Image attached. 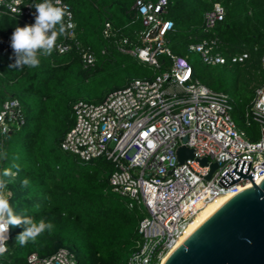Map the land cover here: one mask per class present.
Listing matches in <instances>:
<instances>
[{
    "label": "trees",
    "instance_id": "trees-1",
    "mask_svg": "<svg viewBox=\"0 0 264 264\" xmlns=\"http://www.w3.org/2000/svg\"><path fill=\"white\" fill-rule=\"evenodd\" d=\"M25 1L32 4L29 15L0 14V104L17 98L26 119L20 130L8 134L0 151V175L5 168L11 170L4 179L17 215L43 219L54 228L21 246L16 237L24 226H10L8 251L0 263L28 264L33 253L47 258L66 249L74 253L77 264H128L140 239L143 213L130 209L127 200L112 191L111 161L80 162L61 149V142L75 124L77 101L102 103L133 79L150 76V68L116 49L118 40L141 26L133 23L136 0H62L71 6L76 39L95 52V66L86 68L76 47L58 51L63 33L52 54L40 57L39 67L10 68L15 62L12 33L16 27L34 24L35 5L44 2ZM216 2L224 5L226 16L208 34L202 25ZM166 17L174 22L167 35L172 53L191 62L196 79L229 94L238 128L250 140H258L260 126L247 111L256 89L264 84V0H168ZM209 36L219 37L226 63L207 64L190 49ZM245 50L250 58L233 63L232 56ZM25 179L28 185L22 186Z\"/></svg>",
    "mask_w": 264,
    "mask_h": 264
},
{
    "label": "built area",
    "instance_id": "built-area-1",
    "mask_svg": "<svg viewBox=\"0 0 264 264\" xmlns=\"http://www.w3.org/2000/svg\"><path fill=\"white\" fill-rule=\"evenodd\" d=\"M59 6H67L70 16L64 17V40L58 51L76 47L84 66H95V52L76 39L71 6L62 0ZM167 7L168 0H136L133 23L139 21L141 26L116 42L117 51L150 68V76L133 79L102 103L77 101L75 124L61 142V149L80 162L111 161L115 166L109 177L112 191L126 199L130 209L143 213L140 239L128 264H162L203 205L264 179V84L256 89L247 111L260 126V138L252 141L236 124L229 94L196 79L191 62L172 53L167 35L174 22L166 17ZM31 10L32 4L25 0H0V14L22 17ZM225 16L224 5L214 3L205 14L204 32H213ZM221 44L219 37L209 36L190 49L200 53L207 64H224L227 57ZM162 56L167 60L161 61ZM249 58L245 50L234 54L232 61L245 63ZM261 65L264 68V55ZM25 121L17 98L0 104V151L8 134L20 130ZM181 146L193 149L195 158L181 163L177 156ZM204 157L209 164L201 163ZM239 159L251 161L246 176L254 174L252 181L242 177L223 186L219 180L237 167ZM215 162L218 168L207 179ZM28 264H77V260L74 253L59 249L47 258L33 253Z\"/></svg>",
    "mask_w": 264,
    "mask_h": 264
},
{
    "label": "water",
    "instance_id": "water-1",
    "mask_svg": "<svg viewBox=\"0 0 264 264\" xmlns=\"http://www.w3.org/2000/svg\"><path fill=\"white\" fill-rule=\"evenodd\" d=\"M179 161L195 158L193 149L181 146L177 150ZM203 165L208 158L201 159ZM237 167L227 172L219 182L230 186L246 176L251 161L239 159ZM207 176L210 179L218 163H212ZM247 188L232 197L205 221L164 264H264V179L260 184L252 181Z\"/></svg>",
    "mask_w": 264,
    "mask_h": 264
},
{
    "label": "clouds",
    "instance_id": "clouds-1",
    "mask_svg": "<svg viewBox=\"0 0 264 264\" xmlns=\"http://www.w3.org/2000/svg\"><path fill=\"white\" fill-rule=\"evenodd\" d=\"M59 3L60 0H56V5L52 3V0H44L43 3L35 5V23L15 28L11 36V48L15 62L9 65L10 68H23L24 66L37 68L41 62V56L52 54L58 37L65 31L64 17L65 15L70 16L67 6L61 7ZM14 167L18 166L14 165ZM10 175L12 173L8 168H5L0 175V257L8 251L10 226H24V231L16 237V241L21 246L29 241H35L46 230L50 233L54 228L51 222H45L43 219L35 221L32 217L19 216L14 213L7 192L8 181L4 179ZM27 185L28 180L25 179L22 186Z\"/></svg>",
    "mask_w": 264,
    "mask_h": 264
},
{
    "label": "bare ground",
    "instance_id": "bare-ground-1",
    "mask_svg": "<svg viewBox=\"0 0 264 264\" xmlns=\"http://www.w3.org/2000/svg\"><path fill=\"white\" fill-rule=\"evenodd\" d=\"M252 187L251 183H248L244 186H241L234 192H231L227 195L221 196L216 200L203 205L201 209L196 213L194 218L189 222L188 226L186 227L184 233L180 236V238L173 244L171 249L165 255L162 264L168 259V257L175 251L184 241L192 235L207 219H209L222 205H224L227 201H229L232 197L237 195L239 192Z\"/></svg>",
    "mask_w": 264,
    "mask_h": 264
},
{
    "label": "rangeland",
    "instance_id": "rangeland-1",
    "mask_svg": "<svg viewBox=\"0 0 264 264\" xmlns=\"http://www.w3.org/2000/svg\"><path fill=\"white\" fill-rule=\"evenodd\" d=\"M7 192L9 193V187H8V185H7ZM16 215H17V213L16 212H14Z\"/></svg>",
    "mask_w": 264,
    "mask_h": 264
}]
</instances>
